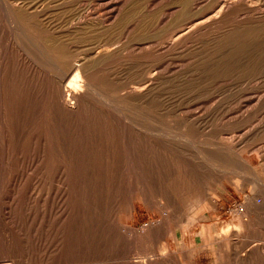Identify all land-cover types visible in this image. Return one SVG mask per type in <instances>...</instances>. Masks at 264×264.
<instances>
[{
  "label": "rangeland",
  "instance_id": "obj_1",
  "mask_svg": "<svg viewBox=\"0 0 264 264\" xmlns=\"http://www.w3.org/2000/svg\"><path fill=\"white\" fill-rule=\"evenodd\" d=\"M263 11L0 0V264H264Z\"/></svg>",
  "mask_w": 264,
  "mask_h": 264
},
{
  "label": "bare ground",
  "instance_id": "obj_2",
  "mask_svg": "<svg viewBox=\"0 0 264 264\" xmlns=\"http://www.w3.org/2000/svg\"><path fill=\"white\" fill-rule=\"evenodd\" d=\"M230 7V6H229ZM228 8V7H227ZM12 10V9H11ZM8 12V11H7ZM264 12V11H263ZM262 12V13H263ZM238 13V12H237ZM216 14V13H215ZM218 14V13H217ZM256 14H257V12H256ZM264 14V13H263ZM220 15V14H219ZM237 15H239V14H237ZM254 16V15H253ZM261 16V15H260ZM259 16V17H260ZM10 18V17H9ZM242 20V19H241ZM243 22V21H242ZM18 23H19V21H18ZM237 23H241V22H237ZM238 26H240V25H238ZM244 28V27H243ZM239 29H241V27L239 28ZM242 34V33H241ZM9 44H10V42H9ZM107 44V43H106ZM108 45V44H107ZM109 47H110V45H109ZM98 49V48H97ZM104 49V48H103ZM106 49H107V47H106ZM110 50V49H109ZM107 55V54H106ZM102 56H104V55H102ZM102 58V57H101ZM34 60V59H33ZM39 67V66H38ZM41 68V67H40ZM41 69H43V68H41ZM42 71V70H41ZM36 73V72H35ZM41 74V73H40ZM86 78V77H85ZM59 79V78H58ZM83 79V78H82ZM82 79H81V76H80V74H71V73H67L66 74V77H65V81H64V85L66 86V87H69L70 86V84H75L76 85V87L75 88H79V86L81 85V81H82ZM84 80V79H83ZM87 81V80H86ZM60 82H61V80H60ZM83 82V81H82ZM94 82V81H93ZM63 83V82H62ZM90 84V83H89ZM59 85V84H58ZM83 85V84H82ZM91 86V85H90ZM92 86H94L93 84H92ZM81 87V86H80ZM71 94H73V95H76V93H73V91H71V90H68ZM85 91V90H84ZM87 91V90H86ZM82 93V92H81ZM87 93V92H86Z\"/></svg>",
  "mask_w": 264,
  "mask_h": 264
},
{
  "label": "clouds",
  "instance_id": "obj_3",
  "mask_svg": "<svg viewBox=\"0 0 264 264\" xmlns=\"http://www.w3.org/2000/svg\"><path fill=\"white\" fill-rule=\"evenodd\" d=\"M241 230H242V228H241Z\"/></svg>",
  "mask_w": 264,
  "mask_h": 264
}]
</instances>
